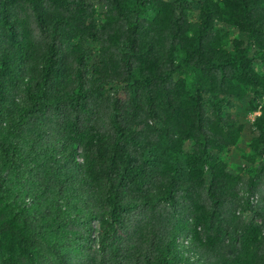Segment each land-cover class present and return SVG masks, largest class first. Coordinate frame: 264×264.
<instances>
[{
  "label": "trees",
  "instance_id": "16d2710c",
  "mask_svg": "<svg viewBox=\"0 0 264 264\" xmlns=\"http://www.w3.org/2000/svg\"><path fill=\"white\" fill-rule=\"evenodd\" d=\"M245 89L264 0H0V264H264V109L252 177L215 154Z\"/></svg>",
  "mask_w": 264,
  "mask_h": 264
},
{
  "label": "rangeland",
  "instance_id": "374dc122",
  "mask_svg": "<svg viewBox=\"0 0 264 264\" xmlns=\"http://www.w3.org/2000/svg\"><path fill=\"white\" fill-rule=\"evenodd\" d=\"M102 9L101 6L97 7L98 12H101ZM196 14L197 10H192L190 12V18L192 20L195 19ZM226 29H228L231 37L244 38L243 33L240 32L236 26L227 25ZM89 46L94 55V63H96L97 58L95 54L97 47L93 44H90ZM259 72L261 71L259 70ZM186 86L189 93L193 92V83L190 76L186 79ZM262 109H264V90L258 93H252L248 89H245V93L242 94L241 97H233L224 105L225 111L234 114L238 118L239 123L242 125V133L239 141L235 145L225 148L222 151H215V154L224 160L232 169L237 170L245 180L254 175L253 171H255L256 167L262 160V156H255L250 147L253 121L255 116L261 113ZM252 195L255 196L256 199V201L252 203L258 204L259 202H264V181ZM252 195H250V200ZM243 217L245 219H251L254 216L251 211H245ZM254 219H256L257 222H260L258 218Z\"/></svg>",
  "mask_w": 264,
  "mask_h": 264
},
{
  "label": "built area",
  "instance_id": "2783aa9c",
  "mask_svg": "<svg viewBox=\"0 0 264 264\" xmlns=\"http://www.w3.org/2000/svg\"><path fill=\"white\" fill-rule=\"evenodd\" d=\"M251 201L252 202L256 201L255 196H253V195L251 196Z\"/></svg>",
  "mask_w": 264,
  "mask_h": 264
}]
</instances>
